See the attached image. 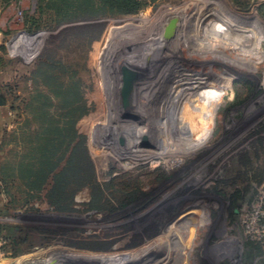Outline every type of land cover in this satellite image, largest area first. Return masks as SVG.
<instances>
[{
  "label": "rangeland",
  "instance_id": "obj_1",
  "mask_svg": "<svg viewBox=\"0 0 264 264\" xmlns=\"http://www.w3.org/2000/svg\"><path fill=\"white\" fill-rule=\"evenodd\" d=\"M0 88V264H264V0H0Z\"/></svg>",
  "mask_w": 264,
  "mask_h": 264
},
{
  "label": "bare ground",
  "instance_id": "obj_2",
  "mask_svg": "<svg viewBox=\"0 0 264 264\" xmlns=\"http://www.w3.org/2000/svg\"><path fill=\"white\" fill-rule=\"evenodd\" d=\"M163 33H164V31H163ZM163 38L164 37L162 35V39ZM229 87H230V83L226 82V84L224 86H214V85L209 86L203 92H201V94H200L201 99L203 97V99H202V103H203L202 110H203V112H201L200 118H201L202 122L204 123L205 127H208L214 118V113L213 114L211 113V111H214V106H213L214 102H213V100L211 101V98L217 97V95H219V93L221 92L222 89L228 90ZM214 101H216V100H214ZM212 102H213V104H212Z\"/></svg>",
  "mask_w": 264,
  "mask_h": 264
},
{
  "label": "trees",
  "instance_id": "obj_3",
  "mask_svg": "<svg viewBox=\"0 0 264 264\" xmlns=\"http://www.w3.org/2000/svg\"><path fill=\"white\" fill-rule=\"evenodd\" d=\"M55 131H56V132L59 131V130L57 129V127H56ZM48 144H49V145H48V147H49V146L52 145V142H51V143L49 142ZM45 148H47V146H46ZM45 154H46V157H45ZM48 154H49L48 152H45V151H44V155H43V157H42V158H44V160H43V162L41 163L42 166H46V165H47V161L49 160V157H48L49 155H48ZM56 168H58V165L53 166V167L50 169V173H49V174L44 173V174H40V175L38 176V175H35V174L33 173L32 165H29V164H28V169H27L26 171H23V172H26V173H27V176H28L27 178H28L29 180H32V179L36 178V179H38V183L41 182L42 187H44L45 184H46V182L48 181L47 179H48L49 175H50L52 172H54V171L56 170ZM64 170H66V167H65ZM62 175H63V174H62ZM58 185H61V182H59ZM64 185H65V184H64ZM64 185H63L62 187H60V188L57 189L58 192L61 193V192L64 191ZM42 187H41V189H42ZM59 196H61V195H59ZM252 250H258V251H257V255H260V256L263 255V251H260V248H259L257 245L253 244V243L250 244V251H249V254H251V253L254 252V251H252Z\"/></svg>",
  "mask_w": 264,
  "mask_h": 264
},
{
  "label": "water",
  "instance_id": "obj_4",
  "mask_svg": "<svg viewBox=\"0 0 264 264\" xmlns=\"http://www.w3.org/2000/svg\"><path fill=\"white\" fill-rule=\"evenodd\" d=\"M177 25V21L176 20H172L167 27H165L164 33H163V37L164 39H168L172 36L173 30Z\"/></svg>",
  "mask_w": 264,
  "mask_h": 264
},
{
  "label": "crops",
  "instance_id": "obj_5",
  "mask_svg": "<svg viewBox=\"0 0 264 264\" xmlns=\"http://www.w3.org/2000/svg\"><path fill=\"white\" fill-rule=\"evenodd\" d=\"M5 98H6L5 94H4L3 90L0 88V111L6 105V101H5L6 99Z\"/></svg>",
  "mask_w": 264,
  "mask_h": 264
}]
</instances>
